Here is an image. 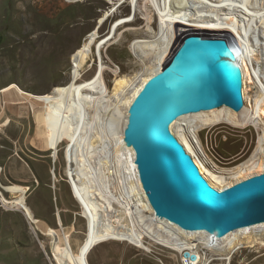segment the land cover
<instances>
[{"label":"rangeland","instance_id":"rangeland-1","mask_svg":"<svg viewBox=\"0 0 264 264\" xmlns=\"http://www.w3.org/2000/svg\"><path fill=\"white\" fill-rule=\"evenodd\" d=\"M115 2L31 0L29 9H37L22 18L21 11L26 10L22 0H0V264H60L55 250L59 244L64 247L65 233L75 252L87 237L89 222L67 175L68 143L60 147V157L54 161L53 151L40 145L42 103L30 101L29 105V97L18 96L14 89L3 90L16 85L30 94L46 95L57 87L69 85L74 81L73 54L84 47L89 49L91 58L76 82L92 80L99 66L95 54L98 41L118 19L134 13L129 1L122 5ZM146 22L144 11L139 10L134 22L120 29L121 38L104 53L105 64L112 70L118 69L120 76H133L140 68L130 45L141 38L128 29H145ZM154 22L157 28V18ZM193 32L201 31H187L181 37ZM248 68L246 94L252 103L258 90L252 74L253 68H258L257 59ZM105 79L113 89L116 75L107 71ZM98 122L101 125L96 123L95 132L100 135L103 127L101 136L105 134L107 142L123 133V123L115 117L108 116ZM179 126L172 131L197 164L202 157L193 150L191 153L181 141L179 134L185 133ZM108 132L115 134L111 138ZM200 141L211 165L225 174L224 180L213 183L211 177L201 172L217 189L264 172L263 165L251 162L259 147V133L253 127L236 129L217 125L204 129ZM239 169H242L240 173ZM20 200L25 201L26 210L15 209ZM49 229L55 230L57 236L49 233ZM147 247L144 250L125 241L104 242L89 253L88 260L90 264H183L173 259V251L165 246L149 239ZM201 252L212 260L211 264H264V239L236 250L230 262L225 260L226 256L222 258L206 249Z\"/></svg>","mask_w":264,"mask_h":264},{"label":"bare ground","instance_id":"bare-ground-1","mask_svg":"<svg viewBox=\"0 0 264 264\" xmlns=\"http://www.w3.org/2000/svg\"><path fill=\"white\" fill-rule=\"evenodd\" d=\"M22 1L26 7V10L21 11L22 18L29 13H35L37 8L29 9L31 0ZM109 1L112 4L117 1L118 5L129 1L134 13L131 17L118 19L110 32L98 41L95 54L99 66L92 80L81 84L76 82L91 58L89 49L84 47L73 54L74 81L69 85L57 87L46 95L30 94L16 85L3 90L10 92L14 89L18 96L29 97V105L30 101L42 103L40 112L43 116V128L38 133L43 140L40 145L53 151L54 161L60 157V147L64 142L68 143L67 175L75 197L84 209L89 230L78 252L74 251L70 237L65 233L64 247L59 244L55 250L58 262L90 264L89 253L109 241H125L148 250L146 237L169 248L173 251V259L183 264H211L212 260L205 258L202 249L216 253L222 258L226 256L225 260L230 262L231 254L236 250L245 245H256L264 239V223L217 238L206 232L185 231L167 220L156 218L138 178L134 150L124 143V126L128 108L144 84L162 69L183 33L201 31L227 34L232 36L239 46L236 56L240 69L237 73H241L243 82L246 102L244 110L237 113L223 107L221 110L203 111L179 119L171 126V130L174 131V128L180 125L185 135L181 133L179 138L185 142L190 152L193 150L202 157V160H197V165L202 173L212 178L210 179L213 183L224 180L225 174L211 165L201 146L200 133L204 129L222 124L236 129L249 126L255 128L259 133V147L251 162L252 165L264 166V0ZM140 1H143L142 6ZM139 10L144 11L146 16L145 29L128 31L140 35L141 38L130 45L140 68L133 76H120L117 68L112 70L105 64L104 53L109 45L121 38L120 29L133 23ZM156 18L157 28L154 26ZM256 59L258 68H253L252 74L257 80L258 90L253 102L249 103L246 78L249 77V65ZM225 68L229 76L234 73L230 66ZM107 71L116 75L113 89L106 83ZM108 116L123 123V133L116 134L115 138H112L114 132H108L112 138L109 142L104 138L105 134L101 136L103 127L99 130L100 135L95 132L96 123L101 125L98 121ZM54 170L53 168L56 178ZM241 171L242 169H239V173ZM14 207L26 210L27 205L24 200H20ZM49 230V233L57 236L55 230ZM185 251L196 254L197 260L186 259Z\"/></svg>","mask_w":264,"mask_h":264},{"label":"water","instance_id":"water-1","mask_svg":"<svg viewBox=\"0 0 264 264\" xmlns=\"http://www.w3.org/2000/svg\"><path fill=\"white\" fill-rule=\"evenodd\" d=\"M238 51L227 34H184L135 97L124 127V143L134 150L138 178L156 218L217 238L264 223V172L217 189L171 126L203 111L244 110ZM226 66L235 74L229 76ZM184 257L197 260L190 251Z\"/></svg>","mask_w":264,"mask_h":264},{"label":"built area","instance_id":"built-area-1","mask_svg":"<svg viewBox=\"0 0 264 264\" xmlns=\"http://www.w3.org/2000/svg\"><path fill=\"white\" fill-rule=\"evenodd\" d=\"M145 240H146V242H147V240H149V239L146 237V239H145Z\"/></svg>","mask_w":264,"mask_h":264}]
</instances>
